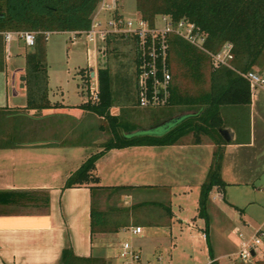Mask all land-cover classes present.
<instances>
[{
  "label": "crops",
  "instance_id": "obj_1",
  "mask_svg": "<svg viewBox=\"0 0 264 264\" xmlns=\"http://www.w3.org/2000/svg\"><path fill=\"white\" fill-rule=\"evenodd\" d=\"M67 32L70 40L82 35L72 36L71 31ZM106 42H91L95 70L91 67L79 69L87 71L88 78L94 79L90 82L89 95L96 88V70L107 68L101 64V52L97 48ZM30 48L21 41L11 40L5 44L0 40V264H59L61 252L65 249L75 257L88 258L89 264H122L114 252L119 246L117 234L130 227L141 229V226L131 225L119 215L120 212L113 211L108 219L105 217L103 225L94 227L91 232V203L96 210L102 211L96 202L109 193L118 194L124 200L122 209L125 211L129 206L125 204L129 192L154 190L169 193L171 189L180 188L186 197V192L193 188L196 191L193 221L197 217L198 189L205 179L214 150V146L206 141L191 144L190 138L186 137L169 146L107 150L94 163L92 176L97 180L95 184L63 188L69 174L89 156L101 151L100 146L106 139L99 137L103 134L99 131L100 118L78 107L91 100L87 97L88 90L80 87L79 93L84 99L76 103H67L60 96L51 99L50 94L54 93L48 86L45 46L48 107H25L24 54ZM128 89L135 101L134 85ZM249 90L248 105L220 108L222 130L226 131L228 140L221 147L219 175L225 183L223 194L212 188L208 195V206L215 216H222L221 202L246 217L245 206L250 203L243 201L240 207L244 209L238 207L237 203L227 199L228 189L248 185L253 188L251 183L264 175V89ZM118 109L112 104L108 113L116 116ZM120 158L123 161L114 163ZM5 192H27L31 199L26 195L20 200L9 201L1 196ZM164 207L165 213L171 215L167 202ZM165 221H168L167 217L162 224H166ZM182 223L185 224V220ZM193 223L187 224L190 229H193ZM199 230L201 237L202 229ZM207 234L209 243V232ZM134 250L140 253L139 247ZM212 255L217 264H223L213 251ZM206 256L208 263L207 250ZM117 257L119 263L115 260ZM156 262L158 258L155 262L142 261Z\"/></svg>",
  "mask_w": 264,
  "mask_h": 264
},
{
  "label": "trees",
  "instance_id": "obj_2",
  "mask_svg": "<svg viewBox=\"0 0 264 264\" xmlns=\"http://www.w3.org/2000/svg\"><path fill=\"white\" fill-rule=\"evenodd\" d=\"M138 16L152 22L157 14H168L172 19L185 17L206 33L205 47L215 52L224 42L231 44L232 59L228 67H213L209 57L201 50L174 35L168 36L167 70L170 75L169 99L164 107L175 111L152 123V128L164 125L175 116H182L162 134L137 133L119 116H111V77L107 68L95 73L96 99L87 100L78 107L98 116L99 131L109 137L101 151L92 154L65 179L63 188L95 184L92 176L95 161L104 151L131 146H169L189 137L191 144L202 141L214 146L211 162L197 197V218L203 220L202 233L210 264L213 260L208 243V195L212 188L223 194L225 183L219 170L221 147L227 142L220 131L223 122L220 108L248 105L250 90L247 82L237 74L251 70L264 50V0H134ZM99 0H0V31L30 30L36 32L33 46L24 54V87L29 109L48 107L46 101V71L44 65V39L42 31L80 32L89 27L91 15ZM109 36V35H108ZM108 36L104 41H107ZM120 39L119 37H109ZM121 40V39H120ZM179 68L176 76L173 68ZM78 73L88 79V72ZM85 80V81H86ZM139 131V130H138ZM110 189V188H109ZM113 189V188H112ZM27 192L1 193L9 201L20 200ZM1 198V199H2ZM46 204L47 198H44ZM90 227L104 224L105 215L91 203ZM257 256L253 255L251 259ZM59 264H89V259L78 258L70 250L61 252ZM251 264V263H250ZM252 264H264V258Z\"/></svg>",
  "mask_w": 264,
  "mask_h": 264
},
{
  "label": "rangeland",
  "instance_id": "obj_3",
  "mask_svg": "<svg viewBox=\"0 0 264 264\" xmlns=\"http://www.w3.org/2000/svg\"><path fill=\"white\" fill-rule=\"evenodd\" d=\"M116 3L118 14L131 18L137 15L134 0H116ZM109 16L110 12L107 10H100L97 13V17L101 21H105ZM110 40L109 42L108 38V42L97 48L98 52H101L99 54L102 57L101 64L106 65L110 72L111 92H113L112 104L115 108L119 107L117 116L129 124V127L136 130L149 129L148 131H152L153 134H162L166 125L152 128V123L171 115L175 110L168 107L138 108L136 106L130 89H128L133 86L132 46L118 38ZM44 46L45 63L49 76L48 86L50 92L54 93L50 94L51 99H58L60 96L67 103H76L80 99H84V96L79 93L81 86L84 90H88L87 97H90V82H93L94 79L88 78L86 80L83 77L82 82H80L76 72L85 67H91L95 70V60L92 57L93 44L87 41L83 35L75 36L70 40L67 31H57L48 33L44 39ZM249 71L264 78V50L254 67ZM178 72V66L176 69L174 67L173 73L177 76ZM100 136L107 139L109 134L106 131L99 134ZM121 160L122 158L114 163L117 162L116 164H118ZM110 170L112 169L109 168ZM121 177L126 176L121 175ZM127 184L130 185V183ZM127 184L124 185L129 186ZM251 185L253 188L248 185L247 187L234 186L228 189L227 199L237 203L238 207L243 201L250 203L245 206L246 217L240 216L238 211L232 207L223 206L221 202L219 204L223 210V212L221 211L222 216H215L211 207L208 206V198L206 213L208 216L209 243L214 254L219 256L220 263L252 264L256 259L264 258V238L255 250L257 258L250 259L246 263L240 262L236 258L239 240L236 234L238 232L243 233L246 238L250 237L255 228H260L264 233V175L254 180ZM181 191L180 188H174L169 193L154 190L129 192L128 196L125 197V199L127 198L125 200L126 206L129 205L125 211L122 209L124 200H121L118 194L103 195L96 202V205L102 208L107 219L113 211H118L120 212L119 215L123 216L131 225L139 224L142 230L141 234L136 236L129 234L128 230L118 232L119 246L114 248L115 254L120 253V244L125 241L133 249L139 247L140 262L144 259L155 262V259L158 258L160 264H206V245L199 235V229H203V220L195 217L192 221L196 207L194 206L196 191L190 188V192H186V197ZM166 202L169 205L171 215L165 213ZM162 214L167 217L166 224L164 222L162 224V220L166 219V217H162L164 216ZM183 220H185V224L182 223ZM147 221L149 225H147ZM191 222H194L193 229L189 228ZM115 260L119 263L118 257Z\"/></svg>",
  "mask_w": 264,
  "mask_h": 264
},
{
  "label": "built area",
  "instance_id": "obj_4",
  "mask_svg": "<svg viewBox=\"0 0 264 264\" xmlns=\"http://www.w3.org/2000/svg\"><path fill=\"white\" fill-rule=\"evenodd\" d=\"M116 0H99L92 12L89 27L86 30L71 31L72 36L80 33L89 42L104 41L105 38L119 37L132 46V71L135 92V104L138 108H161L167 105L170 96V75L167 70L168 36L174 35L205 53L213 67H228L232 59L231 44L224 42L215 52L205 47L206 33L185 17L172 19L168 14L155 15L152 22L140 16L124 17L116 12ZM100 10L110 12L109 18L101 21L97 17ZM43 39L49 31H42ZM36 32L30 30H2L0 40L9 43L11 40L21 41L25 47H32ZM248 84L250 89L263 88L264 78L252 71L237 72ZM96 88L90 94L91 101L96 99ZM129 234L141 233L140 227H130ZM238 246L236 258L243 263L249 262L250 253L255 254L257 246L264 238L260 228L252 230L250 237L243 233L236 234ZM204 239V234H201ZM122 264H149L140 262L139 254L128 243L123 242L118 254ZM152 264H160L158 262ZM210 264V261L207 263Z\"/></svg>",
  "mask_w": 264,
  "mask_h": 264
},
{
  "label": "water",
  "instance_id": "obj_5",
  "mask_svg": "<svg viewBox=\"0 0 264 264\" xmlns=\"http://www.w3.org/2000/svg\"><path fill=\"white\" fill-rule=\"evenodd\" d=\"M90 76H92V73L90 72ZM182 116H175V117H173L170 121H168L167 123H169V124H164V125H166V127H165V129L167 128V127H169L170 125H172L174 122H176V121H178L180 118H181ZM149 129H147V130H137V133H141V132H145V133H151L152 131H148ZM220 134H221V136L223 137V139L224 140H228V137L226 136V131L225 130H221L220 131ZM250 255L251 256H253V252H251L250 253Z\"/></svg>",
  "mask_w": 264,
  "mask_h": 264
}]
</instances>
